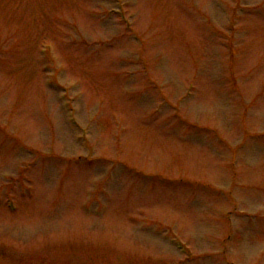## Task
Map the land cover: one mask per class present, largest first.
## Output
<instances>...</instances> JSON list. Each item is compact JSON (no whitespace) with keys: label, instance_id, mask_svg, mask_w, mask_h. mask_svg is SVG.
<instances>
[{"label":"rangeland","instance_id":"1","mask_svg":"<svg viewBox=\"0 0 264 264\" xmlns=\"http://www.w3.org/2000/svg\"><path fill=\"white\" fill-rule=\"evenodd\" d=\"M121 1L0 0V264H264V0Z\"/></svg>","mask_w":264,"mask_h":264}]
</instances>
